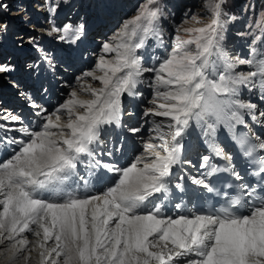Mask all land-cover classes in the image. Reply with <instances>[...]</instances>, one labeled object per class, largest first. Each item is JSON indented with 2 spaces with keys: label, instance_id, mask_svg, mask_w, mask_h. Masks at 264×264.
<instances>
[{
  "label": "snow or ice",
  "instance_id": "snow-or-ice-1",
  "mask_svg": "<svg viewBox=\"0 0 264 264\" xmlns=\"http://www.w3.org/2000/svg\"><path fill=\"white\" fill-rule=\"evenodd\" d=\"M222 2L212 6L209 25L186 30L194 33L186 40L177 35L169 55L157 66L146 67L136 53L149 37L162 42L158 22L163 15L157 0H146L138 14L113 35L115 43L102 44V51L115 57L100 56L93 70L77 78L99 82L98 87L82 88L89 98L72 88L68 99L51 112L33 104L42 120L38 130L10 113L0 117L20 123L9 130L26 137L6 139L18 148L0 162V256L9 264L21 260L29 264L33 252L39 256L38 264H264V154L255 155L264 153V140L255 137L258 143H254L247 135L235 134L237 125L246 124L245 115L258 120L253 114L257 104L245 102L240 94L242 89H258L264 100V52L253 48L249 59L228 57L218 41ZM0 9H8L3 0ZM84 31V24L75 28L53 24L48 34L75 44ZM29 42L39 47L37 37ZM41 59L51 65L47 55ZM239 65L254 70L237 72ZM10 71L0 64V73ZM146 73L151 74L155 98L143 115L168 118L169 131L155 125L154 139L160 143L144 145L150 160L142 154L124 166L119 160L105 161L102 157L113 152L98 150L103 134L108 127L121 126L124 98L141 95L137 88ZM259 115L264 117V111ZM193 123L203 129L210 154L200 157V168L206 171L189 180L223 203L211 210L166 216L163 201L172 187L184 191L182 182L170 187V178L176 166L191 164L183 159L181 139ZM221 127L242 155L252 158L250 163L257 166L252 175L261 178L259 187L225 182L221 191L211 182L218 173H228L233 182L244 179L231 155L216 141ZM128 131L135 134L140 128ZM213 157L225 164L213 163ZM81 166L87 170L85 176L77 171ZM93 176L104 185L96 194L80 195L68 183L76 177L88 188ZM158 194L161 202L155 203L152 198ZM181 206L182 202L174 205L177 210Z\"/></svg>",
  "mask_w": 264,
  "mask_h": 264
},
{
  "label": "bare ground",
  "instance_id": "bare-ground-1",
  "mask_svg": "<svg viewBox=\"0 0 264 264\" xmlns=\"http://www.w3.org/2000/svg\"><path fill=\"white\" fill-rule=\"evenodd\" d=\"M37 1L39 2V4ZM186 1L189 0H182L180 5L176 6V9L178 11H181L185 7V5L188 4L185 3ZM191 1L193 0H190V2ZM28 2H27V8L25 10H34V12H36V16H35L36 18H38L37 16L42 17L45 14V6L42 5L41 0L40 1L28 0ZM35 2L36 4H33ZM103 3L101 4L102 8L106 9V3L104 0ZM132 3L133 0H116V1L114 0L113 4L109 8V11L107 10L106 12L101 13L100 16L94 21V24L89 31V33H93L92 36L86 37V33L84 32V35L81 37V40L77 41L74 47L75 49L72 52L73 54L71 55L72 59L69 55H67L69 53H66L65 51L66 49L65 46L68 43L58 40L56 38L57 34L49 35L47 33L48 35L39 38L38 40L42 39L41 41H39L42 45H48V46L55 45L54 47H52L54 52H52L53 60H51L52 58L50 59L51 65L45 63V61L41 59V57L46 53V52H42L41 50L38 51V56L35 57V60L28 59L30 57L31 51H29V49L27 48H24V46H22V44L20 43V41L23 40V38H25L23 36L25 35L24 32L16 36V38L15 37L11 38V34H10V38H7V42L4 45L0 44V54L3 51L2 53L3 55L0 57V64H5L9 66L11 69V71L8 73H0V117H3L9 113L11 115L18 116L21 118L23 125L28 126L30 129L34 130L35 125L36 124L41 125L42 120L39 116L36 115L38 108H34L33 104L39 105L42 108H46L49 110V112H51L53 109H55L56 107H58L68 99L69 93L72 90V88L81 91L83 87L87 86V84H91L93 87H98L99 82L93 81L91 78H85L83 81L77 80V78L80 77L83 72L89 71L91 68H93L90 66L92 61L91 56L95 61V56L97 55L93 53L92 55L89 54L90 59L87 61V63H84L86 57L85 58L83 57L84 59L83 60L81 59L80 61L76 60V58H78V52L79 50L81 51L85 50L87 52L88 49H92V51H94L101 45V43H104L105 37L103 34L106 30H109L110 29L109 27H111L114 23L109 21L113 20L114 18L115 21L121 18L123 13H125L131 7ZM199 5L202 7L208 5L207 7H209L210 4L207 0H201V3H199ZM207 7H206V11L205 8H201L199 10L200 14L203 13V11L207 12ZM128 16L125 18H128ZM125 18H123V20ZM6 21L4 23H6ZM7 22L8 24H10L9 20ZM122 28L123 27H120L119 29L116 28L111 35L106 37V39H108V41L113 42L111 38L115 33H119V31ZM160 33L162 34V36L167 35V32H165L164 30H162ZM16 41H19V43H17ZM159 50L160 49L158 48V52H160ZM164 51L165 50L161 51L159 57H161ZM6 54L8 55V58L4 59V56ZM227 55L228 57L230 56L229 58L231 59V53H227ZM74 57L75 59H73ZM143 58L146 61L148 59L147 57H143ZM213 59H215V57H213ZM155 60H157V57H155ZM83 68L85 69V71L82 70ZM34 71H36V78L38 80L35 84H28L27 79L30 80V78H32ZM76 72H78L76 74L77 77L75 78L74 81H72V84L70 86H65L63 82L64 81H66L67 83L70 82L71 81L70 76ZM97 74L100 73L97 72ZM97 82L98 84H96ZM142 87H143L142 85H138V88H142ZM151 89L155 91L153 87H151ZM145 90H146L145 88L140 89L139 92L141 93V95L137 97L125 96L124 103L127 101L133 103V107H134L133 113L127 112L126 115H124L122 118L120 127H115V126L108 127L106 132L103 134L102 139L104 140V143L99 146L98 150L100 152H106V151L113 152V155L111 157H108L107 155H104L102 157L105 161H114L121 154L123 156H127L131 158L134 152L139 153V155L142 154L145 155L146 159L149 160L151 159V157L145 153V148H144L145 143L144 144L142 143L143 140H145L146 136L148 135L147 137L148 142L157 143V144L160 142L159 140L154 139L156 133L153 131V129L155 125L158 124L157 119H155L154 116H144L143 114L141 115L139 113V111L142 109H148L147 104H150L146 99H144L146 97ZM253 92H255V89H252L251 91H248L247 89H242L240 98L245 101L244 98L247 97L248 102L250 101L252 103L257 104V110L253 114L258 117V120L253 121L249 115H245L246 124L236 126L235 128L236 136L239 129H245V132H256L258 134L260 133L264 136V117H261L259 115V112L264 111V100H261L260 96L255 95ZM81 96L82 98L85 99L89 98V96H87V93H84L83 91H81ZM151 107H153V105H151ZM65 118L66 117H62V119ZM160 118L162 121H159V124H161L163 131L168 132L169 129L166 127V125L169 123L168 118L165 117H160ZM139 122H141L140 126L138 125ZM148 122L150 124L149 127L146 126V123ZM153 123L155 125H153ZM0 125L5 126L4 129H0V162H2L11 155L10 152L13 151V149L18 148L17 145L8 144L4 141L9 138L26 139V137H24L22 133H19L14 130H9L20 127L21 126L20 123L0 119ZM132 127H139L140 132L135 134L129 132L128 129ZM145 128H148L147 133L145 132ZM202 132L203 129L197 127L193 123L192 126L189 127V129L181 139V143L184 146L183 154L186 153V151L189 149H195L194 151H192V153L198 152V157H192L191 164L184 163L188 178L191 176L199 177L202 174L199 170L200 168L199 165L201 163L200 157L210 154L208 147L207 150L200 147L202 145L207 146L205 144V138L203 137ZM112 135L113 136L115 135V138H113L112 141H109V137ZM116 137L117 140L120 141L119 147H116L115 145ZM135 141L138 142L136 146L134 144ZM216 141L224 149L225 153L233 157L232 150L229 149L228 147L233 143H235V140L232 139L231 135L224 128L221 127L218 129L216 134ZM134 146L135 149L133 148ZM199 149H202L201 153ZM215 160H216L215 157H213L212 161ZM179 170H183V169H181L178 165L173 169L172 177L175 176L176 172ZM77 171L80 176H85L87 170L84 166H81L80 168H78ZM96 175H99V171H97ZM95 180H96L95 176H93L89 181L88 188H85L83 184L79 183L76 177H73L72 180H70L68 183L71 184L72 187H74L80 195H86V194H91L90 183L91 181H95ZM73 181L76 182L73 183ZM42 195L46 196L47 194L45 193ZM29 239L35 240V237L29 235ZM51 244L52 242L50 241L49 245ZM31 256L32 259L29 261V264H38L39 256L37 252H33ZM0 264H9V262L3 256H0ZM17 264H24V261L23 260L18 261Z\"/></svg>",
  "mask_w": 264,
  "mask_h": 264
},
{
  "label": "rangeland",
  "instance_id": "rangeland-1",
  "mask_svg": "<svg viewBox=\"0 0 264 264\" xmlns=\"http://www.w3.org/2000/svg\"><path fill=\"white\" fill-rule=\"evenodd\" d=\"M104 1L106 3V9L102 8L101 4L103 3V0H41L42 5L45 6V14L42 17L37 16L38 18H36V12H34V10H25L27 8L28 0H3V3H6L8 5V9H0V44L4 45L7 42V38H10V34L11 38H16V36L24 32L25 35L23 36L25 38H23L20 43L22 44V46H24V48H27L29 49V51H31L32 54L30 53V57L28 56L29 60H35V57L38 56V51L40 50L42 52H46L45 54L49 57V59L52 58L51 60H53V53H48V51L52 50L54 52L52 47H54L55 45H42L39 42L42 39H38L42 36L48 35L47 33H49L53 24H55L56 27L61 28L65 25H71L73 26V28H75L79 24H84L86 37H91L93 33L87 34L86 30L93 26L94 21L100 16L101 13L106 12L107 10L109 11L110 6L114 2V0ZM181 1L182 0H157L158 6L163 13L160 21L158 22V30L160 32L164 30L165 32H167V35L162 36L163 44H161V40H158L153 36L149 37L145 41V46L147 47V49H145L144 47L143 49L141 48L143 50L142 54L140 53L141 49L137 50L136 54L141 58V63L144 66H157L159 64V61L157 62L154 57L155 53L158 51V48L161 50V48L167 47V55H165L167 49H163L165 50L164 53L161 55V57H158L159 59H161L165 55L166 58L177 43L175 39L177 35H179L182 40H186L194 34L192 31L186 30L199 29L201 27H206L207 25H209L213 19L211 8L215 3L219 2V0H207L210 4L209 7H207L208 5L202 7L199 5V3H201V0H193L191 2L189 0L185 2L188 4L185 5V7L182 9L183 11H178L176 9V6L180 5ZM145 3L146 0H133L131 7L125 13H123L121 18L117 19L116 21L115 18L113 20H110L109 22L114 23L111 27H109L110 29L106 30L103 34L105 37V42H111L108 41L106 37L111 35L116 28L119 29L120 27H123L125 23L135 17L138 14L139 9ZM33 4H36V2ZM56 5H58V7H56V11L53 13L51 9ZM206 7L207 12H205ZM201 8H205V11L200 14L199 10ZM127 16L128 18H125ZM123 18L125 19L123 20ZM6 20H9L10 24H8ZM5 21L6 23H4ZM220 25L221 27L218 30V41L220 47L226 53H231V60L235 61L237 58H251V51L253 48L257 49L259 52H264V0H223ZM178 29L179 31H177ZM54 34L56 33H53L52 35ZM33 36L37 37V43L39 45L38 48L29 42V38ZM256 37H260V39L256 40L255 43H253ZM16 42L19 43V41ZM76 43L73 45H76ZM112 43H115V41H113ZM102 44L103 43H101V45L94 51H92V49L87 50V52H89V54L91 55L92 52L93 54H95L96 52L97 56H95V61L91 56V64L93 63V65L89 63L93 68L99 60L98 57H100L101 55L108 60H112L115 57V53H104L102 51ZM66 47L68 49L66 48L65 51L66 53H69L67 55H69L72 59L71 55L73 54L72 52L74 51L75 46H72V44H67ZM87 52L85 50H79L78 58H76V60L80 61L81 59H83V57H86L84 63H87V61L90 59V56L87 54ZM2 53L3 51L1 52L0 57L3 55ZM35 53L37 55H35ZM86 54L89 57H87ZM143 57H147V61ZM259 58L260 57L258 56L257 59ZM249 70L254 69H250L247 65H239L236 69L237 72H247ZM76 73L70 76V82L67 83L66 81H64L63 84H65V86H70L72 84V81H74L77 77V75L75 76ZM145 77L146 78L144 79V84L140 85H142L147 90H145V95L149 93L147 99L146 97L144 98L150 103L147 104V108H149L152 105L151 101L155 98V91H153L150 86L152 84L151 74L146 73ZM27 82L29 83V79H27ZM96 84H98V82ZM143 87L137 88V90L139 91L140 89H144ZM129 106L130 105L127 104V108H125L126 111H129ZM145 110L146 109H142L139 111V113L142 115ZM154 118L157 119V123H159V121H162L160 117L157 118V116H154ZM139 124L141 125V122H139ZM153 125L155 124L153 123ZM147 137L148 135L146 136L145 142L147 141ZM142 143L144 144V140Z\"/></svg>",
  "mask_w": 264,
  "mask_h": 264
}]
</instances>
